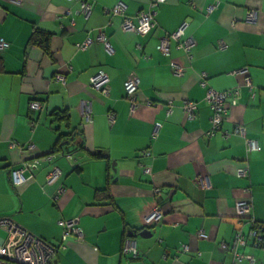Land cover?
Masks as SVG:
<instances>
[{"label": "crops", "instance_id": "obj_1", "mask_svg": "<svg viewBox=\"0 0 264 264\" xmlns=\"http://www.w3.org/2000/svg\"><path fill=\"white\" fill-rule=\"evenodd\" d=\"M86 1L89 14L80 0H0V38L7 43L0 54V215L55 245L49 264H235L234 251L253 257L238 264H264L261 246L251 240L234 244L238 231L247 234L252 228L251 221L236 216L240 200L251 201L253 222L264 230V0H166L147 35L122 31L123 17L108 11L122 2L124 15L137 23L149 0ZM249 12L256 13L254 22L247 21ZM182 23L180 41L195 40L191 56L177 49L176 41L168 55L160 52V38ZM33 27L51 34L53 59L28 45ZM88 38V47L79 49ZM171 60L184 66L183 76L171 71ZM244 68L251 89L245 75L236 73ZM98 70L109 77L106 97L90 87ZM201 73L217 91H239L236 105L230 99L225 103L221 130L210 136L205 133L212 110L204 102ZM131 75L139 80L133 112L124 90ZM32 99L40 100V111L29 110ZM186 100L197 103L193 118L183 111ZM86 102L90 122L82 116ZM60 109L68 110L71 121L59 126L60 132L75 131L62 146L76 155V165L56 152L52 163L25 171L32 178L12 186L10 169L54 146L52 113ZM240 124L259 151L249 150L245 138L233 132ZM12 141L33 147L12 148ZM82 143L83 150L74 151ZM57 168L58 177L47 183ZM106 184L114 206L96 199V190ZM61 186L65 192L56 201ZM156 208L162 217L148 228L152 235L140 236ZM73 218L82 239L71 235L62 244L60 222ZM127 236L136 240L139 252L131 262L120 254Z\"/></svg>", "mask_w": 264, "mask_h": 264}, {"label": "built area", "instance_id": "obj_2", "mask_svg": "<svg viewBox=\"0 0 264 264\" xmlns=\"http://www.w3.org/2000/svg\"><path fill=\"white\" fill-rule=\"evenodd\" d=\"M13 2L18 3L20 0H12ZM166 0H149L147 10L141 11L136 16L137 23H134L131 17L124 15L126 6L119 2L114 5L108 12L112 16L120 15L123 17L121 23V29L124 32H132L140 35H147L155 27V15L157 13V7ZM81 10L85 14H89L91 11V4L86 0H80ZM211 9V8H210ZM209 9V11H210ZM256 20V13L249 12L247 15V21L254 22ZM186 29V23H182L177 30L172 33H166L159 41V50L165 55L169 54V45L171 41L177 42V49L182 50L185 54L190 57L192 48L195 46V40L192 38H185L183 41H180L184 36ZM99 39L104 40V35L101 34ZM92 42L90 38L86 39L82 43L78 44V48L84 50ZM105 47L107 50H111L110 45L104 40ZM222 45V44H221ZM7 48V43L0 38V53ZM171 71L177 76H183L185 72L184 66H182L178 61H170ZM247 69H239L236 73L247 76ZM57 80H63L62 76H57ZM201 85L205 87V97L204 102L208 104L212 110L211 115V126L210 129L205 133V135L210 136L217 131L221 130L222 124L225 120V115L227 108L225 103L230 99L231 105H236L237 99L239 96L238 89H230L226 91H217L209 87L206 83V74H200ZM246 85L251 89L250 79L246 77ZM139 80L136 76H129L124 82V90L127 99L131 102L132 112L135 107L136 101V92L138 89ZM90 87L102 94L103 96H108L109 94V77L103 70H98L90 78ZM29 107L33 110H39L41 108V103L38 101H31ZM183 111L187 118H193L194 114L197 111V103L191 100H186L183 105ZM82 116L86 120H91V106L90 103L86 102L82 107ZM109 119L113 120V114H109ZM153 132V136L156 135L157 128ZM235 134H239L245 138V127L240 124L235 126L233 129ZM245 144L249 150L259 151L260 147L255 140H250L245 138ZM10 146L13 148L15 144L11 143ZM32 145H29V148H32ZM144 157L149 156V153L144 151L142 152ZM54 158V155L47 154L39 159H35L33 162L24 161L18 168H15L11 171L12 185L20 186L27 182L32 175L28 177L24 175L25 171H29L31 168H35L36 165L40 162H50ZM145 171H150L147 167ZM59 169L52 170L47 176V183H52L56 180L59 175ZM240 175H244L245 171L239 170ZM65 192L64 187H60L55 195V199L58 196ZM155 194H159V190H155ZM252 211V203L249 200H240L236 203L235 213L239 218H250V213ZM162 214L158 208L153 210L148 217L145 219V222L150 224L152 222H158ZM252 229L244 234L241 231H238L235 235L234 244L239 246H245L248 240H251L256 246L259 245V242L262 240L261 228L254 226L252 219ZM63 231H62V241H65L70 234H73L78 239H82V232L78 227V219L73 218L69 220H63L60 222ZM254 226V227H253ZM0 230L4 233V239L0 242V264H49L52 257L56 253V247L43 240L42 238L32 234L20 224H18L12 217L7 215H0ZM199 237H205L202 232H198ZM264 250V246L260 245ZM123 252L125 254L136 256L138 250L133 239L126 238L124 242ZM252 261L253 257L250 255H242L234 251V263L238 264L241 260Z\"/></svg>", "mask_w": 264, "mask_h": 264}, {"label": "trees", "instance_id": "obj_3", "mask_svg": "<svg viewBox=\"0 0 264 264\" xmlns=\"http://www.w3.org/2000/svg\"><path fill=\"white\" fill-rule=\"evenodd\" d=\"M151 32V31H150ZM149 32V33H150ZM170 33H172V32H170ZM51 40V34L50 33H48V32H46V31H44V30H41V29H39V28H37V27H33L32 28V31H31V34H30V36H29V39H28V45H32V46H34V47H36V48H38V49H41L42 50V52L48 57V58H50V59H53V55H52V53H51V50H50V41ZM7 48H5V50H6ZM5 50H3L2 52H4ZM85 50V49H84ZM192 51V50H191ZM1 52V53H2ZM0 53V54H1ZM190 55H191V53H190ZM0 58H1V55H0ZM0 72H3V65H2V61H1V59H0ZM94 90V89H93ZM95 92H97V93H99L100 94V92H98V91H96V90H94ZM103 96V95H102ZM31 101H38V102H40V100H38V99H32V100H30V102ZM30 102H29V104H30ZM41 103V102H40ZM29 106V105H28ZM42 109V104H41V108L39 109V110H33V109H31L30 107H29V110L30 111H32V112H36V111H40ZM52 116H53V121L56 123V125H55V127L53 128V130L56 132V134H57V138H56V142H55V144H54V146L50 149V151L49 152H47V153H45V154H43L42 156L41 155H39V156H35V157H33V159H31L30 161H26V162H33L35 159H39V158H41V157H43V156H45V155H47V154H52V155H55L54 153H56V152H61V154L63 155V156H66V158L68 159V160H70V162H71V164H72V166H73V163H74V165H76L75 163H76V161H78L77 160V157H76V155H73V154H71V153H73V152H70V151H68L69 150V146H62L65 142H63L64 140H66V138L67 137H69V136H71L72 134H74L75 133V131L74 130H72V132H70V133H62V131L60 132V130H61V128L59 127V126H61V125H63V126H65V127H69L70 126V115H69V113H68V110L67 109H60V110H58V111H54L53 113H52ZM91 117H92V115H91ZM85 119V118H84ZM86 120V119H85ZM86 121H88V122H90L89 120H86ZM32 122H34V121H32ZM11 143H13V144H15V146L16 147H18V148H20V150H25V149H30L29 148V145H31V143H27L26 145H20L19 143H16L15 141H12ZM78 149H81V150H83V143L82 144H80L79 146H78V148L76 147L75 148V150L74 151H76V150H78ZM69 154H71V155H69ZM94 158H103V156L102 155H97V156H94ZM23 163V162H22ZM42 162H40V163H38L37 165H36V167L35 168H37L40 164H41ZM48 163H52V161H50V162H48ZM35 168H31V169H35ZM76 168V170H79L81 167L80 166H77V167H75ZM13 169H15V168H13ZM13 169H10L9 170V180H10V183H11V185H12V178H11V171L13 170ZM32 175V174H31ZM33 176V175H32ZM106 181H107V183H109V176L107 175L106 176ZM13 186V185H12ZM63 187V186H62ZM95 194H96V199H97V201L98 202H100V203H102L103 205H109V206H114V198L112 197V195H111V193H110V191H109V187H108V185L106 184V187H104L103 189H98V190H96V192H95ZM61 195H63V193L62 194H60L59 196H58V198L61 196ZM158 196V195H157ZM58 198L56 199V201L58 200ZM159 198V197H158ZM159 200V199H158ZM160 200H161V198H160ZM159 200V201H160ZM162 211V210H161ZM251 214V213H250ZM78 219V218H77ZM245 219H247V220H249V221H252V217H251V215H250V218H245ZM254 221V220H253ZM159 222V221H158ZM158 222H152V223H150V224H148V223H146L145 221H144V227H145V229H148L150 226H152L154 223L156 224V223H158ZM255 224V223H254ZM254 226H256V227H260V226H258V225H254ZM253 226V227H254ZM79 227V226H78ZM252 229V228H251ZM250 229V230H251ZM141 230H143V229H141ZM261 231H262V229H260ZM63 231V230H62ZM71 235H73V234H70L69 236H71ZM68 236V237H69ZM261 236H262V240L259 242V245H257V246H260V245H262V243H263V241H264V230L261 232ZM61 237H62V235H61ZM67 237V238H68ZM41 238V237H40ZM126 238H128V236L126 237ZM126 238H124V240H123V243H122V246H121V249H120V254H121V257H122V259L125 261V262H131V261H133V260H136L137 258H138V256H139V252H138V254L136 255V256H131V255H128V254H125L124 252H123V247H124V242H125V240H126ZM130 238V237H129ZM200 238H203V237H200ZM43 239V238H42ZM131 239H133V238H131ZM44 240V239H43ZM67 240V239H66ZM65 240V241H66ZM134 240V242H135V244H136V240L135 239H133ZM46 241V240H45ZM61 241H62V239H61ZM48 242V241H47ZM63 242L64 241H62V244H63ZM252 242V241H251ZM49 243V242H48ZM51 244V243H50ZM252 244H254L253 242H252ZM51 245H53V244H51ZM53 246H55V245H53ZM62 247H63V245H61ZM56 247V246H55ZM137 247V246H136ZM57 247H56V253H57ZM137 250H138V248H137ZM56 253H55V255H56ZM54 255V256H55ZM53 256V257H54ZM53 257H52V259H53ZM51 259V260H52Z\"/></svg>", "mask_w": 264, "mask_h": 264}, {"label": "water", "instance_id": "obj_4", "mask_svg": "<svg viewBox=\"0 0 264 264\" xmlns=\"http://www.w3.org/2000/svg\"><path fill=\"white\" fill-rule=\"evenodd\" d=\"M139 234L142 237H150L152 232L149 229H143Z\"/></svg>", "mask_w": 264, "mask_h": 264}]
</instances>
